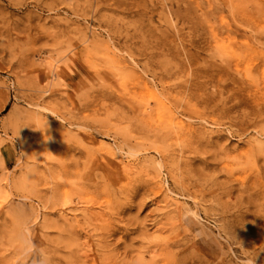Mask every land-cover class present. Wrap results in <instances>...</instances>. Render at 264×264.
<instances>
[{
	"label": "rangeland",
	"instance_id": "374dc122",
	"mask_svg": "<svg viewBox=\"0 0 264 264\" xmlns=\"http://www.w3.org/2000/svg\"><path fill=\"white\" fill-rule=\"evenodd\" d=\"M5 94L0 264H264V0H0Z\"/></svg>",
	"mask_w": 264,
	"mask_h": 264
},
{
	"label": "clouds",
	"instance_id": "9594fccd",
	"mask_svg": "<svg viewBox=\"0 0 264 264\" xmlns=\"http://www.w3.org/2000/svg\"><path fill=\"white\" fill-rule=\"evenodd\" d=\"M259 147H264V145H258ZM50 258L45 252H39L36 261L34 264H49Z\"/></svg>",
	"mask_w": 264,
	"mask_h": 264
},
{
	"label": "bare ground",
	"instance_id": "6f19581e",
	"mask_svg": "<svg viewBox=\"0 0 264 264\" xmlns=\"http://www.w3.org/2000/svg\"><path fill=\"white\" fill-rule=\"evenodd\" d=\"M188 59H190V58H188ZM7 99H8V95L5 94L4 100L0 104V109H3L5 107V105L7 103Z\"/></svg>",
	"mask_w": 264,
	"mask_h": 264
}]
</instances>
